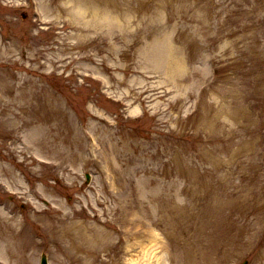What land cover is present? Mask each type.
<instances>
[{
    "label": "rangeland",
    "instance_id": "1",
    "mask_svg": "<svg viewBox=\"0 0 264 264\" xmlns=\"http://www.w3.org/2000/svg\"><path fill=\"white\" fill-rule=\"evenodd\" d=\"M1 170L26 264H264V0H0Z\"/></svg>",
    "mask_w": 264,
    "mask_h": 264
},
{
    "label": "bare ground",
    "instance_id": "2",
    "mask_svg": "<svg viewBox=\"0 0 264 264\" xmlns=\"http://www.w3.org/2000/svg\"><path fill=\"white\" fill-rule=\"evenodd\" d=\"M23 233V230H19L16 215L10 216L0 208V264H26L24 253L27 251L25 245L28 242V235ZM80 250L82 248L78 251ZM76 256L78 260L81 258L79 254Z\"/></svg>",
    "mask_w": 264,
    "mask_h": 264
}]
</instances>
